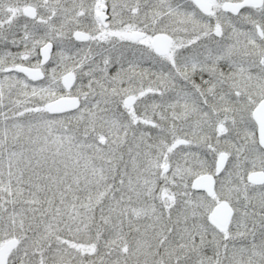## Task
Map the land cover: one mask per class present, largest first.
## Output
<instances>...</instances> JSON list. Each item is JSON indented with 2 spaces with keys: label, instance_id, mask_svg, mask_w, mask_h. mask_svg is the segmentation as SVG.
<instances>
[{
  "label": "snow or ice",
  "instance_id": "1",
  "mask_svg": "<svg viewBox=\"0 0 264 264\" xmlns=\"http://www.w3.org/2000/svg\"><path fill=\"white\" fill-rule=\"evenodd\" d=\"M0 264H264V0H0Z\"/></svg>",
  "mask_w": 264,
  "mask_h": 264
}]
</instances>
